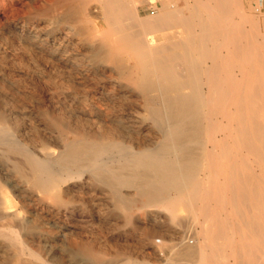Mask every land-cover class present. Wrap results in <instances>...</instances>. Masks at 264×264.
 I'll return each instance as SVG.
<instances>
[{
	"label": "bare ground",
	"instance_id": "obj_1",
	"mask_svg": "<svg viewBox=\"0 0 264 264\" xmlns=\"http://www.w3.org/2000/svg\"><path fill=\"white\" fill-rule=\"evenodd\" d=\"M74 1H69L72 10L86 11L89 2L93 11L100 10L108 34L102 36L103 42L92 44L90 57L113 67L129 90L110 92L105 109L98 107L94 117L87 113L96 121H85L97 129L67 120L63 127L73 137L61 147L45 136L40 137L38 148L30 147L10 132L0 112L1 153L13 155L14 169L25 179L17 188L33 215L15 214L10 200L0 198V264L9 257L13 264L23 263L25 254L42 264L38 248H52L57 239L45 223L71 218L84 188L93 191L89 193L92 200L98 189L105 190L113 210L127 209L135 197H144V205L163 209L177 225V209L183 207L200 224L195 244L186 240L174 250L184 264H264V32L259 31L257 16L245 13L240 0H193L194 7L186 6L188 0L185 7L161 0V7L146 16L125 0H82L79 5ZM129 25L134 28L130 30ZM166 29L173 30L163 35L164 42L152 34ZM128 60L133 64H127ZM235 68L241 78L236 77ZM149 136L153 139L148 140ZM242 152L257 162L258 172L251 171L250 157ZM83 251L93 256L89 264L101 263L93 247ZM145 253L151 261L153 254ZM149 260L127 256L113 264H148Z\"/></svg>",
	"mask_w": 264,
	"mask_h": 264
},
{
	"label": "rangeland",
	"instance_id": "obj_2",
	"mask_svg": "<svg viewBox=\"0 0 264 264\" xmlns=\"http://www.w3.org/2000/svg\"><path fill=\"white\" fill-rule=\"evenodd\" d=\"M69 1L70 0H65V1L64 0L63 1L61 0H57V1L56 0H0V4H1L0 5V45H1L0 46V66H1L0 67V74H1L0 75V92L2 93V94L0 93V112H3L4 116L6 117L5 123L6 122L7 123L5 124V126L8 127V129H10V132L12 134L14 133L13 135L16 137H19L20 140L23 139L22 141L26 142L32 148L33 147L38 148L40 146L41 136L48 137V139L53 142L52 144H55V146L61 147L64 140H66L67 138L70 139L73 137V134L69 133L66 127L65 128L63 127V124H67V120L76 121V124L78 126L84 127L86 125L87 129H88L87 125L95 129L96 125H94V123L92 122H95L96 120L95 118H90L89 115L94 117V114H96L98 107L101 109L102 108L105 109L110 104L108 100L106 101V99H108L109 97L110 92L111 93H115V92L122 93L126 90H129L128 87H126L127 82L124 81V79L122 81V78L119 77L117 71L114 70L113 67H111L108 64L106 65L104 63L101 64V63L95 62L94 59L90 57V51H91L92 44L95 45L97 43L103 42L102 36L108 34V26L106 25L105 20L102 17V14L100 13V10L97 9L93 11V8H92L93 4H91L92 2H89V9H87L86 11L82 10L80 7H77L74 10H72L69 7ZM81 1L82 0H75L74 3L79 5ZM125 1L129 5H132V4L136 5L137 11L141 16H146L150 14V13H147L145 9L146 7L145 0L144 1L143 0H125ZM158 1L160 4H158L157 7L160 8L161 0H158ZM174 1L178 7H185L186 5L185 4L186 0H174ZM188 1L189 2L186 6L194 7L193 0H188ZM240 2H241V7L245 11V13L250 14L253 17L257 16V19L259 21V31L264 32V0H240ZM158 8H156V10ZM236 16L237 14H235V17ZM236 18L239 19V16H237ZM246 26L249 27L247 23H246ZM132 28L134 27L132 25L131 26L129 25V29L131 30ZM176 29H178V27H176ZM9 30H11V32H8ZM31 30L34 32H32ZM171 30L173 29H166L164 31H160V32L158 31L152 34L153 36L156 37L158 41H160L161 39V42H164L165 39L163 38V35H165L167 32ZM32 33L35 36L32 35ZM14 34H15V37H14ZM118 34L119 33H114L113 35L115 36ZM31 35L33 39H31ZM24 40L26 43L22 42ZM51 43H52V46L48 45ZM41 44L43 45L40 46ZM17 53H18V56H17ZM56 61L58 63H56ZM75 64L77 65L79 64L78 65L79 68ZM127 64L132 65L133 62L131 60H128ZM46 66L47 68H45ZM37 67L38 68L40 67L39 69H41L43 72L39 70ZM81 67L84 70H82ZM90 67H91V70H90ZM66 69H67V72H66ZM74 72L76 74H74ZM238 72H239V69L235 68L234 73H236V77L241 78V74L240 72L238 74ZM37 73H39L40 75H38ZM84 78H87V79H84ZM100 81L103 83H101ZM33 84H35L36 86ZM103 85H104V88H103ZM50 86L53 88H51ZM28 90L31 92H29ZM68 92L70 94H68ZM135 92L136 91H133V93ZM16 95H17V99H15ZM78 95H81V99H80V96L78 97ZM82 99L83 101L84 100L85 101L83 102ZM12 100H14V102ZM26 100L27 102H25ZM81 105L85 107H82ZM39 106H42V107H39ZM49 108L51 110H49ZM136 108L138 109V107ZM70 110L72 111L71 113H70ZM50 112H52L53 117H56L57 120L59 121L58 125L52 122L53 120H51L50 118L51 117ZM47 114H48V117H47ZM69 115L71 117H69ZM85 118L92 120V122L90 120H88L89 122L85 121ZM27 121H29L30 123ZM40 121L42 123H40ZM32 125L33 126L36 125V126L32 127ZM136 127L137 125H135V127L133 128H136ZM18 130H19V133H17ZM60 130H63L62 136H60ZM36 131H38V133ZM64 137L65 139H63ZM151 139L153 138H150L149 136L148 140H151ZM27 141L30 143H28ZM1 151H2V145L0 144V155H1L0 156V165H1L0 166L1 167L0 168V178H1L0 179V198L1 199L7 198L10 200L12 204V207H11L12 211H14L15 214L22 216V214L24 213L23 214L24 216L26 215V216L32 217L33 215L30 212L27 199L24 197L22 193L23 191L21 189H18V188H21L19 186L20 184L24 183L23 180L25 179L21 177L18 174V172L14 169V166H13L14 159L12 157L13 155L8 157L4 155L3 153H1ZM242 154L248 155L250 157L247 160V162H249V164L255 167V168L253 167L251 171L258 172L260 169L256 167L257 165L255 163L257 162L252 158V156L246 152L245 153L242 152ZM63 184L64 183H62L60 186H62ZM86 189L84 188L85 192L81 193V195L78 196V198H76L77 203L75 202L74 204H75V207L77 208L74 209L75 211L73 212V215L71 218H69L68 220H67V217L55 219L54 224L45 223L46 224L45 226H47L50 229V231H52L53 235L55 234L57 236V239L55 240L56 242L54 243L55 247L53 246L52 248H48V249L38 248V253L41 258L42 264H84V263L89 264L90 263L89 261L93 259L92 258L93 256L92 255L87 256L88 253L83 250L85 248H90V247L91 248L93 247L94 249L98 251L97 255L98 256L100 255L98 257L101 262L100 264L119 263L120 261L124 260L127 256L137 257L141 261H148L150 258H148L145 251H150L154 257V258L153 257L151 258V261L149 260L148 264H184V261L176 259L174 250L186 244L184 243L186 242V240L191 242V243L189 242L190 245H194L195 242L199 239L198 229H200V224L194 217L188 215V213L186 212L185 209H183V207H180V208L178 207L177 209L178 210L177 213L179 215V220L181 223L177 225L176 223L172 222L168 218L166 212L163 209L156 207V206L144 205V202L146 201L144 197H138V198L135 197L134 200L131 201L127 209L117 207L115 208V210H113L112 203L110 199L108 198L105 190L98 189L97 190L98 193L96 192V196H94L92 200L90 199L91 197L89 193L93 191L92 190L90 191V189L88 188ZM34 190L37 191L39 194H42V192L39 189L34 188ZM83 199H85V202ZM88 206L89 208H87ZM173 224L175 225L173 226ZM182 224H185V225H182ZM87 225H90V226H87ZM66 248H68L67 251L65 250ZM9 259L10 257L7 258V260H5L4 263L13 264V261ZM23 259H24L23 263H20V264H36L37 263L35 261L30 260L29 256L26 254L23 255ZM72 260H75V261H72ZM115 260L117 262H115Z\"/></svg>",
	"mask_w": 264,
	"mask_h": 264
},
{
	"label": "built area",
	"instance_id": "obj_3",
	"mask_svg": "<svg viewBox=\"0 0 264 264\" xmlns=\"http://www.w3.org/2000/svg\"><path fill=\"white\" fill-rule=\"evenodd\" d=\"M144 1V0H143ZM147 13L153 14L156 11L159 1L158 0H145Z\"/></svg>",
	"mask_w": 264,
	"mask_h": 264
}]
</instances>
